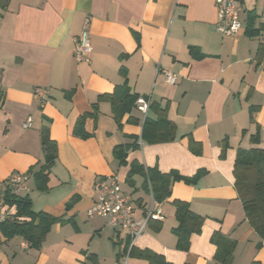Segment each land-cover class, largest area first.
<instances>
[{
  "label": "crops",
  "instance_id": "obj_1",
  "mask_svg": "<svg viewBox=\"0 0 264 264\" xmlns=\"http://www.w3.org/2000/svg\"><path fill=\"white\" fill-rule=\"evenodd\" d=\"M239 3L242 29L228 35L218 30L215 0H0V205L7 219L15 215L3 197L12 173H26L18 194L29 196L35 211L61 218L40 248L0 227V264H118L127 231L87 210L96 182L115 177L131 195L135 217H144L150 194L142 173L128 180L134 161L187 177L204 170L194 184L173 182L159 201L165 219L148 223L136 249L173 264H215L211 237L221 231L236 240L230 264H264V238L245 219L233 174L238 149L264 148V0ZM87 18L93 51L80 62L75 38ZM165 70L176 75L174 85ZM126 81L131 92L167 107L175 140L140 146L145 115L135 107L118 124L100 96ZM83 115L88 138L76 132ZM28 117L32 125L24 127ZM46 133L57 153L43 191L35 173L46 161ZM119 145H128L126 163L114 153ZM175 199L204 217L187 251L177 248L173 232ZM122 260L149 264L138 256Z\"/></svg>",
  "mask_w": 264,
  "mask_h": 264
},
{
  "label": "trees",
  "instance_id": "obj_2",
  "mask_svg": "<svg viewBox=\"0 0 264 264\" xmlns=\"http://www.w3.org/2000/svg\"><path fill=\"white\" fill-rule=\"evenodd\" d=\"M139 96L137 93L131 92L126 81L123 85L116 87L112 93L103 94L100 98L110 100L114 118L118 124H121L124 115L133 109ZM150 110H153L157 117L156 119L150 118L147 113L140 139L146 143L175 140L176 125L168 117L167 107H160L151 102L148 112ZM86 115L80 117L76 128V132L83 138L91 136L83 130ZM259 141V131H257L252 136V142L259 143ZM194 145L196 142L192 139L190 146L193 148ZM43 149L46 161L35 173V181L37 188L45 191L49 189L51 167L55 162L57 153L56 144L48 133L43 136ZM127 149L128 145L115 147L114 153L120 158L121 163H126ZM225 150L226 147H224ZM137 173H142L145 176L144 185L148 191L151 187L154 198L157 201H163L171 195L173 182L184 181L194 184L202 177L204 170L187 177L174 170L163 173L157 167L145 168L134 161L131 163L128 180L131 181L133 175ZM233 174L235 187L245 211V219L264 238V148L238 149ZM3 199L6 204L16 206V213L0 224L1 230L8 238L16 235L22 236L32 248H40L52 226L61 220V218L54 217L44 211H35L31 198L14 193L10 185L6 188ZM174 204L178 225L173 228V232L177 236V248L187 251L190 248L192 235L201 232L204 217L195 213L188 201L175 199ZM211 241L217 246L215 264H230L236 247V240L221 231H216L213 233ZM130 242L131 240L128 238L125 248L118 253V264H123L122 259L126 255L144 258L148 260L149 264H173L167 261L163 255L151 249H136L130 245ZM252 264H260V262L255 261Z\"/></svg>",
  "mask_w": 264,
  "mask_h": 264
},
{
  "label": "built area",
  "instance_id": "obj_3",
  "mask_svg": "<svg viewBox=\"0 0 264 264\" xmlns=\"http://www.w3.org/2000/svg\"><path fill=\"white\" fill-rule=\"evenodd\" d=\"M218 19L220 25L218 30L224 34L235 35L242 29L241 9L239 0H215ZM90 20H85L84 30L80 36L75 38L74 56L77 61H89L93 47L89 36ZM166 81L174 85L176 75L168 70L163 71ZM39 94L44 96L45 90H39ZM151 101L145 97L139 96L134 105L145 116L148 113ZM32 125V117H28L24 127ZM143 141L140 139L139 145ZM28 179L26 173L13 172L9 185L14 193H19L24 189L25 182ZM97 197L94 203L88 208V217L102 216L108 217L113 225H119L125 229L133 246L137 238L146 232V227L150 221H163L165 215L161 203L157 201L150 187V202L146 208L144 217L138 219L135 217V207L130 194L122 191L120 182L115 177H105L98 180L95 184ZM7 219L6 212L0 205V224ZM27 246V243L25 244Z\"/></svg>",
  "mask_w": 264,
  "mask_h": 264
}]
</instances>
